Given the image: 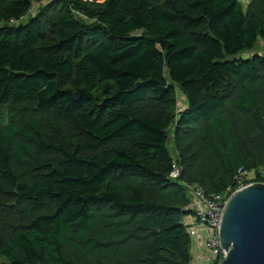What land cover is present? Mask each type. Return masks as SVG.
Instances as JSON below:
<instances>
[{
  "label": "trees",
  "instance_id": "obj_1",
  "mask_svg": "<svg viewBox=\"0 0 264 264\" xmlns=\"http://www.w3.org/2000/svg\"><path fill=\"white\" fill-rule=\"evenodd\" d=\"M39 1L0 0V110L35 111L0 123V264H196L184 183L264 169V0Z\"/></svg>",
  "mask_w": 264,
  "mask_h": 264
},
{
  "label": "water",
  "instance_id": "obj_2",
  "mask_svg": "<svg viewBox=\"0 0 264 264\" xmlns=\"http://www.w3.org/2000/svg\"><path fill=\"white\" fill-rule=\"evenodd\" d=\"M97 1L101 0H89ZM220 240L227 252L220 264H264V184L231 195L223 211Z\"/></svg>",
  "mask_w": 264,
  "mask_h": 264
},
{
  "label": "built area",
  "instance_id": "obj_3",
  "mask_svg": "<svg viewBox=\"0 0 264 264\" xmlns=\"http://www.w3.org/2000/svg\"><path fill=\"white\" fill-rule=\"evenodd\" d=\"M78 14L80 15V13ZM173 168L174 170L170 177L174 180H179L183 169L179 167L177 163ZM258 174L264 176V169L252 172L241 169L239 175L236 177L238 184L236 190L230 188L221 195L207 196L204 187L200 183H184L190 199L187 210L188 212H191V216L185 219V226L187 227L188 234L193 240V246L194 240L198 239V241H202V245H206L207 250L210 252V257L206 260H199L197 258V264H205V262H207V264H213V260L218 261L214 264H220L226 259L227 252L222 248L220 240V224L223 211L228 199L235 192L243 190L256 183L264 184V182L257 180ZM201 232L205 233L206 238L204 240L202 239Z\"/></svg>",
  "mask_w": 264,
  "mask_h": 264
},
{
  "label": "rangeland",
  "instance_id": "obj_4",
  "mask_svg": "<svg viewBox=\"0 0 264 264\" xmlns=\"http://www.w3.org/2000/svg\"><path fill=\"white\" fill-rule=\"evenodd\" d=\"M86 2H88L89 0H84ZM106 0H102V1H97L96 3H104ZM43 0L39 1V2H35L34 5H33V8H32V14L35 15L38 13L39 11V7L41 5H43ZM243 2V5L245 7V9L247 8V6L249 5V1H242ZM256 54V53H259L261 55L264 54V41L260 40L259 43L257 44L255 50L251 51V52H244L242 55H240L239 57H242V58H248L250 56H252L253 54ZM179 104L178 106L180 108H183L185 107V98L181 95V93H179ZM34 104L29 103V104H26V105H21V107H18V106H10V107H7V108H3L2 110H0V123H9V122H17L16 120L20 121V120H23V119H26L28 118L29 116H31L33 113H34ZM172 148V147H171ZM201 235H202V239L204 240L206 237H205V233L204 232H201ZM197 241L198 239H195L194 240V246H193V253L195 256H201L203 257V259L201 260H206L207 258L210 257V252L207 250L206 248V245L204 244V248H203V251H205L204 253H200V252H203L201 251L199 248H197ZM214 259V258H213ZM2 260L0 259V262ZM217 260H213V264L216 262ZM200 262V261H199ZM204 263V262H203ZM200 264V263H199ZM205 264H207V262H205Z\"/></svg>",
  "mask_w": 264,
  "mask_h": 264
},
{
  "label": "crops",
  "instance_id": "obj_5",
  "mask_svg": "<svg viewBox=\"0 0 264 264\" xmlns=\"http://www.w3.org/2000/svg\"><path fill=\"white\" fill-rule=\"evenodd\" d=\"M201 242H202V241H198V242H197V248H199L201 251H203V248H204L203 246H204V244L202 245ZM204 252H205V251L200 252V253H204ZM201 255H202V254H201ZM201 255H200V256H199V255H198V256H195L194 253H193V256H194V259H193V260H194V263L197 264V262H196L197 258H198L199 260L203 259V257H202Z\"/></svg>",
  "mask_w": 264,
  "mask_h": 264
},
{
  "label": "bare ground",
  "instance_id": "obj_6",
  "mask_svg": "<svg viewBox=\"0 0 264 264\" xmlns=\"http://www.w3.org/2000/svg\"><path fill=\"white\" fill-rule=\"evenodd\" d=\"M102 1V0H101Z\"/></svg>",
  "mask_w": 264,
  "mask_h": 264
}]
</instances>
